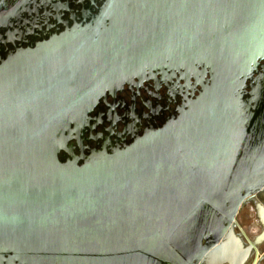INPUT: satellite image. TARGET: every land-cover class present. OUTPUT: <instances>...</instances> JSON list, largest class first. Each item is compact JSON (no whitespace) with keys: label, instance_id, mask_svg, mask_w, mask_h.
<instances>
[{"label":"water","instance_id":"obj_1","mask_svg":"<svg viewBox=\"0 0 264 264\" xmlns=\"http://www.w3.org/2000/svg\"><path fill=\"white\" fill-rule=\"evenodd\" d=\"M262 192L264 0L0 9V264H258Z\"/></svg>","mask_w":264,"mask_h":264},{"label":"flooded vegetation","instance_id":"obj_2","mask_svg":"<svg viewBox=\"0 0 264 264\" xmlns=\"http://www.w3.org/2000/svg\"><path fill=\"white\" fill-rule=\"evenodd\" d=\"M15 2L16 0H0V9L6 8ZM258 197L259 202L264 205V192ZM260 220L256 201H248L244 209L238 214V224L235 227L236 233L241 235L246 243H248L249 240L254 241L260 235V230L256 228V225L260 224ZM258 264H264V257Z\"/></svg>","mask_w":264,"mask_h":264}]
</instances>
